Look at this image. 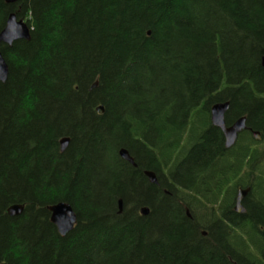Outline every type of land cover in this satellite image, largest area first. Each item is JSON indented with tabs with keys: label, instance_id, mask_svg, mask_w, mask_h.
Here are the masks:
<instances>
[{
	"label": "trees",
	"instance_id": "trees-1",
	"mask_svg": "<svg viewBox=\"0 0 264 264\" xmlns=\"http://www.w3.org/2000/svg\"><path fill=\"white\" fill-rule=\"evenodd\" d=\"M11 14L30 38L0 48V262L224 264L191 248L176 191L161 185L228 171L229 190L251 187L252 213L264 212V147L239 160L238 181L217 163L221 132L210 123L211 107L228 102L225 122L244 117L264 141V0H0V31ZM204 135L209 147L195 154ZM58 203L76 215L65 236L50 221ZM142 206L151 213L139 216ZM246 223L228 264L253 263L258 226Z\"/></svg>",
	"mask_w": 264,
	"mask_h": 264
},
{
	"label": "flooded vegetation",
	"instance_id": "flooded-vegetation-1",
	"mask_svg": "<svg viewBox=\"0 0 264 264\" xmlns=\"http://www.w3.org/2000/svg\"><path fill=\"white\" fill-rule=\"evenodd\" d=\"M234 122H232L231 124L225 122V126L230 127L234 124ZM244 125L245 128L237 134L236 139L230 147L225 146V137L222 131L217 128L218 130H220L221 135L216 139L220 141L221 153H224V155H221L219 160H217V163H221L223 165L227 164L225 166V169L226 167L231 166L232 168L229 171H232V173H234V178L238 181L244 179V157L246 151L248 150V153H250L253 150H256V155H261V150L264 147V141L261 138L259 132L250 127L246 123V120ZM207 137V135L200 136L198 137V140L193 143L191 149L195 152V154H197L201 150L203 152L205 148L209 147L208 144L204 145V143L206 142L205 139L207 140ZM230 150H232L231 153ZM221 153L219 151L215 154V156L217 157V155ZM230 154H233L234 157L230 156ZM262 155H264V152ZM262 155L259 157L260 159ZM241 158H243L244 160L239 162ZM256 159L254 162L255 166L259 167L260 163ZM211 161L212 158L210 159V161L208 160L206 166L203 167L205 168V170H209L208 166H210ZM146 171L151 170L147 168L144 170V173ZM227 175H230L229 172L224 171V173L221 172V177L220 174L213 177L212 171H210L206 180L202 183L198 182L196 179L195 182H192L188 185L179 182H175L173 184L164 183L162 185L160 183H157L155 185H161L165 194L169 193L166 191L165 187L174 188V190L176 191V204L179 207V213L189 224V227L193 231V235L189 239V244L190 246L192 245L191 248L193 247L196 249H200L201 251H203L205 248H209L210 253H215L214 256L217 259H221L224 264H228L230 260L227 250L230 243V237H233L234 239L239 238L242 230L243 232H246L244 231L245 224L248 223H246V221H249L248 225H250V222L254 221L258 226V229H256L258 239L255 240V246L250 248L254 257L253 263L250 264H264V225H262L261 221L264 220V212H260V214H253L252 212H254V209L251 206L256 205L257 202H253L256 199H254L252 196V188L249 186H242L243 182H238L237 184H235V190L234 188L233 191L229 190L231 185L229 184L230 179ZM261 184L264 187V181H261ZM187 186L190 187V189H188V193L186 192ZM214 190L217 191V195L214 194ZM244 190H246L247 192L245 197L241 201L243 212H237L235 209L236 199L239 192ZM229 192L232 197L231 202ZM184 194L185 197H183ZM203 196H206V198H203ZM143 207L149 209V213L147 214L149 215L151 213V210L148 206H142L138 208V215L142 216L140 210ZM122 211L123 204L121 207V212ZM121 212H119L118 209V213ZM246 214H248V216ZM221 243L223 245V248L220 252L219 245ZM242 257L245 259V255L243 253Z\"/></svg>",
	"mask_w": 264,
	"mask_h": 264
},
{
	"label": "water",
	"instance_id": "water-1",
	"mask_svg": "<svg viewBox=\"0 0 264 264\" xmlns=\"http://www.w3.org/2000/svg\"><path fill=\"white\" fill-rule=\"evenodd\" d=\"M7 4H14L19 0H4ZM30 30L23 19H17L15 14H11L5 24V27L0 31V48L2 45L11 46L18 40H29ZM261 66L264 68V56L261 58ZM8 76V67L0 51V83H4ZM95 86V85H94ZM229 103H217L210 109V122L212 126L219 128L225 137V146L230 147L237 137V134L245 128V118H240L234 122L230 127L225 126V114L228 110ZM97 110H103L102 106H99ZM69 143L68 138L60 140V149L64 151ZM119 156L127 163L136 166L133 158L129 155L126 149L119 150ZM144 175L147 177L149 183L157 184V177L153 171H146ZM246 190L240 191L236 199V211L243 212L241 205L242 199L246 195ZM122 200L118 201V209L121 212ZM23 211V206L12 205L7 209V214L10 217L19 216ZM50 221L56 227L58 233L61 236L67 235L73 229L76 223V215L69 204L58 203L49 207ZM142 216H146L149 213V209L143 207L140 210ZM0 264H3L0 262Z\"/></svg>",
	"mask_w": 264,
	"mask_h": 264
},
{
	"label": "bare ground",
	"instance_id": "bare-ground-1",
	"mask_svg": "<svg viewBox=\"0 0 264 264\" xmlns=\"http://www.w3.org/2000/svg\"><path fill=\"white\" fill-rule=\"evenodd\" d=\"M60 142V141H59ZM66 204V203H65ZM9 216V215H8Z\"/></svg>",
	"mask_w": 264,
	"mask_h": 264
},
{
	"label": "rangeland",
	"instance_id": "rangeland-1",
	"mask_svg": "<svg viewBox=\"0 0 264 264\" xmlns=\"http://www.w3.org/2000/svg\"><path fill=\"white\" fill-rule=\"evenodd\" d=\"M225 103V102H224ZM60 145V144H59Z\"/></svg>",
	"mask_w": 264,
	"mask_h": 264
}]
</instances>
